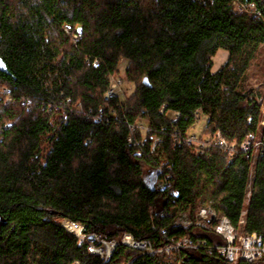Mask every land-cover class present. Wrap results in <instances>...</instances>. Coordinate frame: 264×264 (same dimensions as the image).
Listing matches in <instances>:
<instances>
[{
    "label": "trees",
    "instance_id": "obj_1",
    "mask_svg": "<svg viewBox=\"0 0 264 264\" xmlns=\"http://www.w3.org/2000/svg\"><path fill=\"white\" fill-rule=\"evenodd\" d=\"M262 47L264 0H0V264H229L221 237L173 219L211 205L238 235H264V155L240 148L264 136V94L246 87ZM122 58L135 90L106 101ZM202 117L199 144L185 143ZM58 219L108 240L201 245H119L104 262Z\"/></svg>",
    "mask_w": 264,
    "mask_h": 264
},
{
    "label": "built area",
    "instance_id": "obj_2",
    "mask_svg": "<svg viewBox=\"0 0 264 264\" xmlns=\"http://www.w3.org/2000/svg\"><path fill=\"white\" fill-rule=\"evenodd\" d=\"M239 11H253L254 5L252 4H238L234 3ZM81 37V34H74L73 39L76 41ZM115 73L111 77V84L109 90L105 94V100L109 101L111 98L121 95L123 80L121 76ZM259 107L263 113V119L261 125H264V103L261 98L258 99ZM174 121L179 118V113L175 112L172 114ZM139 129H144V126H139ZM198 136L190 132L185 139V143L199 144ZM212 140L216 141L218 145L225 147L226 151L232 152L236 147V142L228 144L225 142L220 135V132L216 133L215 138ZM211 140V141H212ZM211 141H204L200 143L201 148L211 144ZM157 139L154 144L159 143ZM240 148L248 154V157L255 162L259 155H264V136L263 134L249 135L240 144ZM167 179L164 178L157 182V187L162 188L168 186ZM164 218H172L170 213L163 214ZM61 225L76 238L82 241L85 238L93 237V241H89L88 252L94 256L99 257L102 261H108L117 250L118 246H124L137 252L138 255H159L165 252H171L185 249H196L199 248L201 243H193L189 238L172 239L164 247L156 248L152 242L148 239H136L135 236L130 233H124L120 239L108 240L102 234H84V227L80 223L71 222L67 219H63ZM174 227H181L190 229L197 227L206 231H212L222 239V244H216L214 249L217 251L219 256L229 264H240V263H258L264 260V235L253 233L250 235H238L235 228L231 224L230 220L221 216L211 205H205L199 208L195 217H191L188 213H180L173 219ZM74 264H80L79 261H75ZM130 264V263H126Z\"/></svg>",
    "mask_w": 264,
    "mask_h": 264
},
{
    "label": "rangeland",
    "instance_id": "obj_3",
    "mask_svg": "<svg viewBox=\"0 0 264 264\" xmlns=\"http://www.w3.org/2000/svg\"><path fill=\"white\" fill-rule=\"evenodd\" d=\"M228 51L225 49H219L216 54L213 56L212 61V71H217L228 59ZM127 60L122 58L120 60L119 66L116 69L117 72H119V76H121L123 83H122V90H121V95L122 96H130L134 90V84L130 83L127 80ZM247 89L248 88H256V87H261V91L264 94V47H262L260 51V55L257 58V62L255 65L249 70L248 72V81L246 85ZM263 103H264V96L261 97ZM263 117V113H262ZM206 123V118L202 117V119L195 125V127L192 129V134H196L199 136V134L202 131V128L204 124ZM211 136L207 134H202L200 139H203V141H208V139ZM59 222H62L61 219H58Z\"/></svg>",
    "mask_w": 264,
    "mask_h": 264
},
{
    "label": "water",
    "instance_id": "obj_4",
    "mask_svg": "<svg viewBox=\"0 0 264 264\" xmlns=\"http://www.w3.org/2000/svg\"><path fill=\"white\" fill-rule=\"evenodd\" d=\"M144 83H145L146 85H148V81H147V79L144 80ZM2 221H3V220H2ZM89 241H90V242L93 241V237H92V236L89 238Z\"/></svg>",
    "mask_w": 264,
    "mask_h": 264
}]
</instances>
